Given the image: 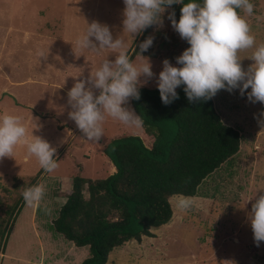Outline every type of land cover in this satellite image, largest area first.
I'll list each match as a JSON object with an SVG mask.
<instances>
[{"label": "rangeland", "instance_id": "1", "mask_svg": "<svg viewBox=\"0 0 264 264\" xmlns=\"http://www.w3.org/2000/svg\"><path fill=\"white\" fill-rule=\"evenodd\" d=\"M251 2L254 14L241 11V15L249 23L256 44H264V0ZM123 8V0H0V114L20 116L28 138L34 128V135L56 147L58 167L52 172L43 170L38 182L44 186V195L59 190L66 194L72 177L78 173L91 179L112 174V163L102 150L113 138L135 135L147 146L152 143L153 138L142 126L129 127L111 117L103 123V139L89 142L68 116V90L77 79L87 78L109 54L107 49L97 52L77 46L87 23H106L114 38L125 39L130 49L142 35L133 40L122 30ZM169 12L170 8L162 14V27H150L147 36H154L153 45L141 53L157 74L164 58L175 63L174 58L188 46L172 29ZM40 53L45 56L40 57ZM251 53L252 49L238 53L245 69L252 63L247 57ZM108 58H114L113 54ZM132 60L141 64L145 58L138 54ZM143 87L157 88L155 77ZM213 100L221 120L239 131L240 149L200 184L195 196L203 199L201 206L178 211L186 224L180 225L179 234L192 241L196 233L189 224L193 223L201 228L196 230V237L216 233L221 235L219 239L224 237L222 249L211 251L209 260L214 264H264V242L259 247L254 244L247 220L252 202L264 194V117L260 116L264 105L249 102L238 90L230 93L221 89ZM128 106L132 108L131 99ZM40 170L37 159L23 144L16 146L12 157L0 159V232L8 228L6 235L0 236V264H64L59 260V254L66 251L62 247L74 246L50 223L57 216L60 200L52 207L40 203L35 219L33 206L21 202L26 185ZM178 197L173 196V206ZM198 210L206 215L201 217ZM9 212L15 218L13 223ZM177 246L142 251L131 247L124 255H117L118 261L112 255L109 264H165L204 254Z\"/></svg>", "mask_w": 264, "mask_h": 264}, {"label": "clouds", "instance_id": "2", "mask_svg": "<svg viewBox=\"0 0 264 264\" xmlns=\"http://www.w3.org/2000/svg\"><path fill=\"white\" fill-rule=\"evenodd\" d=\"M175 4L181 5L179 18L173 9L167 19L188 46L174 58L175 63L164 58L158 74L153 72L150 60L141 54L153 45L154 36L149 35L139 43L138 54L145 60L136 64L132 60L136 49H130L125 39L114 38L109 25L96 20L87 23L77 46L97 52L107 49L114 58L105 56L87 78L77 79L68 90L67 103L71 109L68 116L84 139L99 143L106 117L129 127L142 126L143 120L128 105L130 99H140L139 89L153 77L164 105L179 99L177 88H182L189 102L207 101L223 89L230 93L238 90L249 102L264 105V44H256L249 23L241 15V11L249 16L254 14L251 0H123L122 30L134 40L153 25L162 27V14ZM246 49H252L247 56L252 63L247 69L242 67L238 55ZM260 116L264 117V109ZM33 129L28 138L29 132L20 116L0 114V159L12 157L16 146L23 144L41 169L52 172L58 167L57 149L48 140L34 135ZM44 193V186L36 184L27 187L22 196L29 206H39ZM191 206L189 198L176 201L178 211ZM247 220L253 242L259 247L264 242V194L252 202Z\"/></svg>", "mask_w": 264, "mask_h": 264}, {"label": "trees", "instance_id": "3", "mask_svg": "<svg viewBox=\"0 0 264 264\" xmlns=\"http://www.w3.org/2000/svg\"><path fill=\"white\" fill-rule=\"evenodd\" d=\"M180 7L170 8L177 19ZM149 29L133 46L137 52L132 59ZM139 91L140 99H131V105L143 120L145 133L153 138L151 145L135 135L108 141L102 151L115 172L102 179L73 176L66 201L50 222L67 241L89 247L80 264H106L113 249L153 236L152 228L172 218L170 197L195 196L200 184L240 149L239 131L221 120L213 98L189 102L177 88L179 99L164 105L157 88ZM42 171L26 188L38 184ZM21 202L26 203L23 196ZM7 231L0 232L1 238Z\"/></svg>", "mask_w": 264, "mask_h": 264}, {"label": "crops", "instance_id": "4", "mask_svg": "<svg viewBox=\"0 0 264 264\" xmlns=\"http://www.w3.org/2000/svg\"><path fill=\"white\" fill-rule=\"evenodd\" d=\"M115 170L116 169H115L114 165L112 164V173L115 172ZM40 184H41V181H40L39 185ZM63 184L65 185V183H63ZM70 189H71V184H70V187L68 188L66 194H63V192L61 190L57 191L56 193H51V195H49L47 193L48 196L44 195V199H42L40 201V203H42L43 206L52 207V204L55 203V201L60 200V205L58 206V209L56 211V212H58L59 208L65 203L67 193L69 192ZM175 196H177V195H175ZM179 197H183V196H179ZM186 198L191 199L192 205L194 206V208H199L203 202L202 201L203 199L198 198L197 196L186 197ZM172 199H173V196L170 197V199H169L171 206H172L173 214H172L171 220L167 224H164V225L157 227V228H152L151 232L153 233V236H150V237L149 236H142L141 240H139V241L130 240V241L124 243L123 245L113 249L112 252L109 254L108 261L106 264L110 263V261H111L110 258L112 257V255H114L113 257L115 258V260L118 261V256L121 254L124 255L125 251L130 250L131 247H133V248H135V250H139V251H142L143 248H151V249L164 248V249L168 250L170 247L176 248V247H174V246H176V244H178V246H177L178 249L183 248V250H186V248L189 247L188 252H190L191 250H196L199 252H204V254L201 255V258L196 257V255H195V257L193 255H190L189 257L187 256V258L178 259L176 261H174V260L164 261L165 264H214L211 260H209L210 257L212 256L211 251H215V250L220 251L222 249L221 242H223L224 237L219 239L221 235L218 236L217 233H216V236L213 235V236L208 237V236L202 235V236L196 237V235H197L196 230L201 231V228L198 226H195L193 223H190L189 225H191L195 229V233H196L195 238L192 241H190V240L182 237L181 236L182 233L179 234L180 225L184 226L186 224H185V222L180 220L182 217L180 215V212H178V210L175 209L176 206H173ZM40 203H39V205H40ZM33 209L35 212V214L33 213V217L35 219L36 212L38 211V206L33 205ZM197 212H199L201 217H202V215L203 216L206 215V213H204V211L198 210ZM178 223H179V225H177ZM235 240H237V242L239 241L237 238H235ZM70 243H72V242H70ZM61 247H62V245H61ZM62 248L64 249V251L65 250L66 251H65V253L61 252V254H59L60 255L59 260L63 261L64 264H80L82 262V260L85 259L89 255V247L88 246L78 247V246L74 245L72 248H66L64 246ZM122 249H124V250H122ZM115 251H117V252H115ZM151 264H152V262H151Z\"/></svg>", "mask_w": 264, "mask_h": 264}]
</instances>
